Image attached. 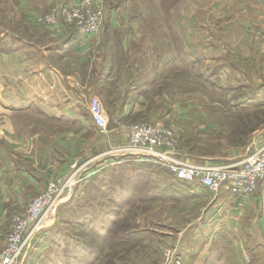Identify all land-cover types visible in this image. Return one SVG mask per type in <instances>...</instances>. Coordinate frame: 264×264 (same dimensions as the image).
Masks as SVG:
<instances>
[{
	"label": "rangeland",
	"instance_id": "374dc122",
	"mask_svg": "<svg viewBox=\"0 0 264 264\" xmlns=\"http://www.w3.org/2000/svg\"><path fill=\"white\" fill-rule=\"evenodd\" d=\"M104 1L107 10L119 3L126 24L105 32V18L100 42L79 59L61 54L59 44L24 17L26 0H0L2 173L5 161L14 159L12 177L15 167H26L52 180L69 173H60L58 159L96 157L86 171L96 172L65 193L52 222L43 219L44 228L17 264H264V192L239 208L237 198L222 192L179 195L173 174L161 166L141 167L127 155L99 157L114 142L94 128L82 136L80 125L89 98L96 97L104 116L106 110V135L126 128L112 116L129 91L142 92L147 116L130 123L170 128L189 164L236 165L253 155L264 145V35L255 32L261 18L246 5L255 1ZM51 141L57 145L52 159ZM36 156L45 160L39 168L26 159ZM45 158L55 162L49 171ZM121 158L135 162L121 164ZM118 168L128 172L122 181L115 178ZM131 187L134 200L126 203L122 198ZM42 188L24 195L36 196ZM5 209L9 227L18 207ZM105 212L121 221L103 224Z\"/></svg>",
	"mask_w": 264,
	"mask_h": 264
},
{
	"label": "built area",
	"instance_id": "2783aa9c",
	"mask_svg": "<svg viewBox=\"0 0 264 264\" xmlns=\"http://www.w3.org/2000/svg\"><path fill=\"white\" fill-rule=\"evenodd\" d=\"M104 4L102 0H72L70 3H55L47 12L37 15L31 23L49 30L52 37L66 35L72 46L86 45L98 41L104 26ZM88 121L100 132L107 130L103 109L96 97L87 104ZM115 125L120 121L114 120ZM122 128V127H121ZM127 141L120 147L101 154L127 155L137 162L156 164L173 174L177 183L199 187L204 192L237 198L241 202L253 194L264 192V145L241 163L225 166H201L186 163L176 148V135L170 128L152 122L138 121L126 126ZM95 158L85 162L73 161L68 175L55 176L47 182L43 192L32 197L23 211L9 217L5 245L0 249V264H17L37 232L44 228L45 219L52 222L55 208L65 193L96 172L86 171Z\"/></svg>",
	"mask_w": 264,
	"mask_h": 264
},
{
	"label": "crops",
	"instance_id": "0c3cea01",
	"mask_svg": "<svg viewBox=\"0 0 264 264\" xmlns=\"http://www.w3.org/2000/svg\"><path fill=\"white\" fill-rule=\"evenodd\" d=\"M30 1V2H29ZM72 0H26V2H24V6H25V12L23 13L24 17L31 23V21L33 20V18H35L37 15H40L42 13H45L48 11V9L50 7H52L55 3H63L65 4L70 3ZM103 1L104 4V13H105V17L107 18L108 22H107V27L105 29V32L109 31H120L122 29V26H124V24H126V22H123V11H120L118 9L119 5H113L110 9L107 10V7L105 5V1ZM255 2L251 1V2H247L246 1V5L247 8H251L253 9V11H255V15L257 17H260L261 20L260 22L257 24L258 27V31L257 34L262 37L264 35V0H254ZM115 2V1H114ZM254 3V6L251 3ZM39 3V4H37ZM246 8V10H247ZM35 9H37L35 11ZM261 15V16H260ZM121 16V17H120ZM127 21V20H126ZM32 24V23H31ZM33 25V24H32ZM128 25L132 28L133 25L131 23H128ZM225 25V24H224ZM34 26V25H33ZM36 27V26H34ZM37 29L45 32L49 37L53 38L56 43L59 44L58 49L60 51L61 54H63L64 56H70V57H79V59H83L84 56L86 54H88L87 52L90 49H93L95 46H97V44L100 42L99 40L96 41H88L86 45L82 44L80 46H72L69 42V39L66 35H62V36H57V37H52L48 34L49 30H45L44 28H39L36 27ZM244 28L250 32L251 28L247 27L244 25ZM227 29V31L229 30V28L225 27L222 31H225ZM264 40V39H263ZM224 43V42H223ZM225 44H223L221 47H224ZM213 47H217V46H213ZM243 60H248L247 57L243 58ZM133 91H129L127 93L128 99L124 100L121 102V105H119L118 109H116L117 111L114 112L113 116H112V121L114 120H118L122 123H130L131 118H142V117H146L147 115L144 113L145 112V104L144 101L145 99L142 98V92H139L138 96H134ZM87 111V108H86ZM105 112V117H106V110H104ZM148 117H153L151 114H149ZM108 118V116H107ZM149 118V119H150ZM83 119L81 121V127H82V132L81 135L84 136L85 134H89L91 129L94 128V130L96 131V134L102 136L101 138H104V140H109V142H111L113 144V147H117L121 144H125L127 139V131L125 128H122L120 130L117 129H112L109 130V133L106 135V132H108L107 130L105 132H100L96 127L92 126V124L89 123L88 119L84 118V116L81 118ZM55 121H57L58 123H67L69 125H78L79 120L77 119H63V118H58ZM143 121V120H140ZM91 125V126H87ZM12 137L14 135H11ZM51 139H55L56 136H50ZM70 143V140L66 141ZM62 143L60 141H57V144ZM87 142H85L86 144ZM111 143H106L104 144V146L106 147H110ZM52 147L50 148V152L53 151V153L50 155V159L53 158V154L55 153L54 149H57V145L54 141H51ZM62 147V146H61ZM63 148V147H62ZM112 148V147H111ZM59 149V147H58ZM83 150V149H82ZM50 152H48V154H50ZM66 153V151H65ZM2 154H0V156H2ZM10 157V156H9ZM48 157V156H47ZM65 158V157H64ZM64 158L58 159V161L60 163H62V168L60 171V173L65 174L66 172H68L69 170V164L72 161L71 159H69L68 161H66ZM96 159V157H94ZM27 160H30V166L34 167V168H39V166L44 165L45 160L36 156L34 159L33 158H26ZM47 160L46 163V168L47 171L51 170L53 167L52 165L55 164V162H51L48 161L47 158H45ZM182 160H184L186 163H188L187 159L182 158ZM86 161V160H85ZM85 161H79V162H85ZM68 162V163H67ZM18 165L17 162L14 161V159H7V161H5L4 164V168H3V173H2V159L0 157V249H2V247L5 245V240H6V236L5 233L3 231L8 232V229L6 226V219H5V212L7 211L5 208H9V207H15L18 209L14 210L13 213L15 212H20L22 211V207H26L30 201V199L34 196L31 195H24V193H26V190H36L39 186H43V190L45 189V186L47 184V182H49L51 180V178L48 179L49 174H47V172H43L41 174H38L39 176H37V174L35 175V173L33 171H31V173H28L29 169H24V168H19V169H15L14 174L15 176H17V181L18 183H14L13 182V177L15 176H11L12 171H11V166L14 167V165ZM202 165V163H200ZM200 164H196V165H200ZM96 169V168H95ZM39 170V169H38ZM33 172V173H32ZM54 177H52L53 179ZM189 186L192 185H181L179 183H177V185H175V190L177 193H179V195L183 194V195H189L192 194L193 192L197 191V190H201L199 187L196 186H192L193 189L191 188H187ZM42 190V191H43ZM203 191V190H201ZM38 192V191H36ZM41 193V192H40ZM38 194V193H37ZM178 195V196H179ZM31 196V197H30ZM29 198V201L26 205H22V203H26L27 199ZM254 199H251V202H253ZM238 202V207H241V201L239 199H237V201H235V205H237ZM250 202V203H251ZM12 215V214H10ZM6 229V230H5ZM262 230L264 231V226L262 227ZM5 236V237H4ZM262 236L264 237V233L262 234Z\"/></svg>",
	"mask_w": 264,
	"mask_h": 264
},
{
	"label": "trees",
	"instance_id": "16d2710c",
	"mask_svg": "<svg viewBox=\"0 0 264 264\" xmlns=\"http://www.w3.org/2000/svg\"><path fill=\"white\" fill-rule=\"evenodd\" d=\"M117 6V5H119V3H117V4H114V6ZM84 118H86V119H88L89 118V116H88V114H85L84 115ZM121 164H126V163H129V162H135L133 159H131L130 161H126L124 158H121ZM120 164V165H121ZM139 165L141 166V167H143V166H146V165H149V163H146V162H139ZM123 174H126V175H128V172H124V171H122L120 168H118L117 169V173L115 174V178H119V180H121L122 181V178H121V175H123ZM126 177H128V176H126ZM118 180V181H119ZM126 180V179H125ZM134 189L135 188H128V191L129 192H131V193H129V195L126 197V198H122V199H124V201L126 202V203H128V202H130V201H132V200H134V199H132V197H131V195H132V192L134 191ZM126 193H127V191H125ZM117 198H120V197H116V198H111V199H117ZM108 215H109V217H108ZM110 216L112 217V218H110ZM102 222H103V224H106V225H108V224H117V222H119V221H121V219H118V220H116V215H113L112 213H109V214H107L106 215V212L105 213H103V215H102ZM105 240H106V238L105 239H103V242H105ZM110 241H111V238L108 240V243H107V245L110 243ZM95 253V251L93 252V253H91L90 255H93ZM95 260H97V258L95 259ZM66 263L67 264H72V261H71V259H67L66 260Z\"/></svg>",
	"mask_w": 264,
	"mask_h": 264
}]
</instances>
